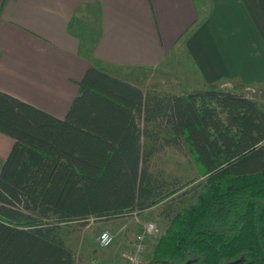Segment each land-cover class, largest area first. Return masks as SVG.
<instances>
[{
  "label": "trees",
  "instance_id": "obj_1",
  "mask_svg": "<svg viewBox=\"0 0 264 264\" xmlns=\"http://www.w3.org/2000/svg\"><path fill=\"white\" fill-rule=\"evenodd\" d=\"M0 133L15 141L0 167V264H76L61 225L162 203L170 224L147 264H264V109L244 92H144L91 67L63 120L0 91ZM167 148L203 181L172 188L153 171Z\"/></svg>",
  "mask_w": 264,
  "mask_h": 264
},
{
  "label": "crops",
  "instance_id": "obj_2",
  "mask_svg": "<svg viewBox=\"0 0 264 264\" xmlns=\"http://www.w3.org/2000/svg\"><path fill=\"white\" fill-rule=\"evenodd\" d=\"M172 56L189 60L200 90L244 92L264 109V0H0V91L61 120L89 68L126 77ZM14 143L0 133V167Z\"/></svg>",
  "mask_w": 264,
  "mask_h": 264
},
{
  "label": "rangeland",
  "instance_id": "obj_3",
  "mask_svg": "<svg viewBox=\"0 0 264 264\" xmlns=\"http://www.w3.org/2000/svg\"><path fill=\"white\" fill-rule=\"evenodd\" d=\"M91 23L89 17H80L76 21L78 26L76 28L80 29L84 39H90L89 44L95 38ZM88 40L84 42V45L87 46ZM113 75L120 79L133 81L144 92L182 94L200 90L197 85L199 76L185 57L172 56L161 68L154 71L139 70L126 77H123L120 72H115ZM151 166L153 171L162 173L166 180L172 183V188L190 184L185 189L190 190L204 179L197 166L185 154L172 148L159 151L152 159ZM194 181L196 183H193ZM164 207L165 204L162 203L143 213H127L111 221L92 218L86 225H83V221L70 222L61 225V236L73 250L76 264H124L136 236L145 224L152 222L156 224V231L148 239L147 250L142 261V264H147L170 224L162 216ZM183 207L184 205H179L178 202L175 210L180 211ZM105 231L114 237L113 245L106 249L99 245V236Z\"/></svg>",
  "mask_w": 264,
  "mask_h": 264
},
{
  "label": "built area",
  "instance_id": "obj_4",
  "mask_svg": "<svg viewBox=\"0 0 264 264\" xmlns=\"http://www.w3.org/2000/svg\"><path fill=\"white\" fill-rule=\"evenodd\" d=\"M155 231H156L155 223L151 222L143 226L141 231L136 236L132 249L127 254L124 264H142L143 256L147 250L148 239H150L153 236ZM104 233H108L111 238V243H109L106 247L102 246L100 243V237ZM113 243H114V237L111 233L105 231L101 233V235L99 236V245L101 246V248H104V249L109 248L113 245Z\"/></svg>",
  "mask_w": 264,
  "mask_h": 264
},
{
  "label": "clouds",
  "instance_id": "obj_5",
  "mask_svg": "<svg viewBox=\"0 0 264 264\" xmlns=\"http://www.w3.org/2000/svg\"><path fill=\"white\" fill-rule=\"evenodd\" d=\"M100 243L102 246H107L109 243H111V238L109 236L108 233H104L101 237H100Z\"/></svg>",
  "mask_w": 264,
  "mask_h": 264
}]
</instances>
